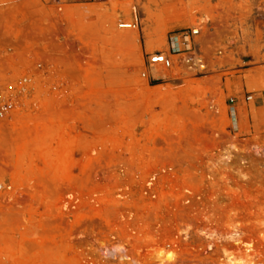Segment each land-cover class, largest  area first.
I'll return each mask as SVG.
<instances>
[{"label":"rangeland","instance_id":"rangeland-1","mask_svg":"<svg viewBox=\"0 0 264 264\" xmlns=\"http://www.w3.org/2000/svg\"><path fill=\"white\" fill-rule=\"evenodd\" d=\"M4 103L0 264H264V0H0Z\"/></svg>","mask_w":264,"mask_h":264},{"label":"built area","instance_id":"built-area-1","mask_svg":"<svg viewBox=\"0 0 264 264\" xmlns=\"http://www.w3.org/2000/svg\"><path fill=\"white\" fill-rule=\"evenodd\" d=\"M94 2H102L104 0H92ZM135 24L134 23H128V24H119L118 28H122V29H131L134 28ZM199 30L195 31L193 29H189L188 32L186 30H181L176 32L175 34H173L170 38H169V51L172 52L173 54L179 53L182 51V47L183 45H185L186 42V38H188L189 36H194L196 34H198ZM156 64H161L164 67L168 68L171 66V59L164 54L163 52L160 51H154L153 53L148 55V65H156ZM40 66V63H39ZM142 75H145V73L143 72ZM11 104L9 103H4L2 105H0V117L5 116L8 111L10 110Z\"/></svg>","mask_w":264,"mask_h":264},{"label":"bare ground","instance_id":"bare-ground-1","mask_svg":"<svg viewBox=\"0 0 264 264\" xmlns=\"http://www.w3.org/2000/svg\"><path fill=\"white\" fill-rule=\"evenodd\" d=\"M86 7L84 8L83 7V10L85 9L86 11H91L90 9H88L87 8V6L88 5H85ZM123 23H125V24H128V23H131V22H120V23H118V25L119 24H123ZM146 23H147V20L146 19H144L142 22H141V24H142V26H144L143 27V30H146ZM118 25H117V27H118ZM136 27V25L134 26V29H126L128 32H116L115 33V37L116 38H118L119 40H123V41H126V40H129L131 37H134V35H136V33H137V29L135 28ZM193 30H195V31H197V29H193ZM127 33V34H126ZM145 36H146V39H147V41H146V43L147 44H149V42L151 43V34L149 33V32H145ZM189 46V45H188ZM151 74H152V76L153 77H155V78H167L168 77V70L166 69V68H163V67H161L160 65H152V67H151ZM238 235V232L237 231H234V232H232L231 234H230V236H229V239H234L236 236ZM211 235H207V238H209ZM207 246L208 247H211V243H210V241L208 242V244H207ZM112 250V249H111ZM124 249H123V247H121V253L120 254H123L125 257H123V259L124 258H126V259H130L131 261H132V263L133 264H137L138 262H136L132 257H130V255H128V253L126 254V253H123L122 251H123ZM126 251V250H125ZM105 253V252H104ZM115 253V252H114ZM108 255V254H107ZM114 255V254H113ZM115 255H117V254H115ZM118 257V256H117ZM121 258V257H120Z\"/></svg>","mask_w":264,"mask_h":264}]
</instances>
